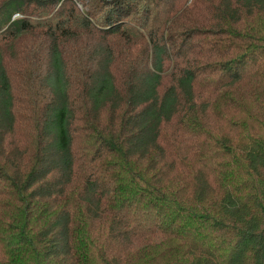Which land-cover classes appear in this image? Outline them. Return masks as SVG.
I'll list each match as a JSON object with an SVG mask.
<instances>
[{"label":"trees","instance_id":"trees-1","mask_svg":"<svg viewBox=\"0 0 264 264\" xmlns=\"http://www.w3.org/2000/svg\"><path fill=\"white\" fill-rule=\"evenodd\" d=\"M0 0V264H264V0Z\"/></svg>","mask_w":264,"mask_h":264},{"label":"rangeland","instance_id":"rangeland-1","mask_svg":"<svg viewBox=\"0 0 264 264\" xmlns=\"http://www.w3.org/2000/svg\"><path fill=\"white\" fill-rule=\"evenodd\" d=\"M75 5L76 7L80 10V11H83L86 9V7L83 5V3L79 0H75Z\"/></svg>","mask_w":264,"mask_h":264}]
</instances>
